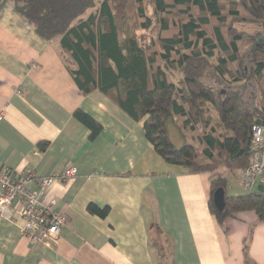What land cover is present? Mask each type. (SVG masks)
I'll list each match as a JSON object with an SVG mask.
<instances>
[{
	"label": "crops",
	"instance_id": "1",
	"mask_svg": "<svg viewBox=\"0 0 264 264\" xmlns=\"http://www.w3.org/2000/svg\"><path fill=\"white\" fill-rule=\"evenodd\" d=\"M0 109V168L39 177L78 168L46 197L67 220L58 241L31 242L20 221L0 215V264H264L258 214L220 221L210 208L217 176L227 177V197L262 193V185L246 190L241 169L190 172L167 162L143 121L98 90L80 91L58 40L42 38L11 0H0ZM78 109L102 125L95 138L75 117ZM90 203L108 214L90 213Z\"/></svg>",
	"mask_w": 264,
	"mask_h": 264
},
{
	"label": "trees",
	"instance_id": "2",
	"mask_svg": "<svg viewBox=\"0 0 264 264\" xmlns=\"http://www.w3.org/2000/svg\"><path fill=\"white\" fill-rule=\"evenodd\" d=\"M11 1L42 38L58 40L80 91L98 90L143 121L146 138L167 162L190 172L248 167L252 126H264V42L256 45L249 26L264 31V0H102L98 6L94 0ZM246 41L251 48L243 47ZM209 69L227 85L253 80L261 87L263 105L241 109L237 94L208 87ZM169 70L181 72L184 84L175 83ZM74 115L90 128L91 138L102 131L82 109ZM169 121L191 133V142L176 147L167 132ZM47 145L40 143L43 149ZM226 184L225 176L212 181L210 208L220 221L245 210L264 221L263 193L226 196L219 211L213 195ZM88 211L104 217L109 207L90 203Z\"/></svg>",
	"mask_w": 264,
	"mask_h": 264
},
{
	"label": "built area",
	"instance_id": "3",
	"mask_svg": "<svg viewBox=\"0 0 264 264\" xmlns=\"http://www.w3.org/2000/svg\"><path fill=\"white\" fill-rule=\"evenodd\" d=\"M4 116V109H0V120ZM252 137L250 164L239 171L238 180L250 192L260 183L264 194V126L254 124ZM77 174L78 168L73 164L40 177L33 170L0 168V215L16 224L20 221L22 234L31 242L51 244L58 241L67 220L55 207L56 201L46 202V197L53 183L67 182ZM34 182L37 186L32 188Z\"/></svg>",
	"mask_w": 264,
	"mask_h": 264
},
{
	"label": "rangeland",
	"instance_id": "4",
	"mask_svg": "<svg viewBox=\"0 0 264 264\" xmlns=\"http://www.w3.org/2000/svg\"><path fill=\"white\" fill-rule=\"evenodd\" d=\"M101 1L102 0H94L95 4L97 6L99 5V3ZM128 11H134V9L131 8ZM133 24H134V17L129 20L128 25L133 27V26H135ZM249 31H251L258 38V40H256V45L264 42V31L263 30L259 29L258 27L254 26V25H250ZM140 35H145L148 38L150 33H144V34H140ZM147 38L143 39V41H145L146 43L149 42V40ZM243 47L244 48L246 47L247 49L251 48L250 44L247 43V41L243 43ZM169 72H170L172 80L175 83H177L179 85L184 84V77H183V74L181 72H174V71H170V70H169ZM207 73L208 74L205 77V82L208 85V87L210 86L211 88L218 90L219 92H226L228 90L232 93L237 94V96L239 97V102H240L239 105H240L241 109L245 108V107H249V106H254V105H258V106L263 105L262 99H261V87L256 86L253 83V80H248L244 84L227 85V84L219 81L217 76H215V74L212 73L211 69H209L207 71ZM210 114L212 115L213 122H215L217 112L212 108V106L210 109ZM167 132H168V135H169L172 143L178 148L183 146L186 143V141L191 142L190 138H189L191 133H187V134L185 132L182 133L178 129V127L174 124L173 121H169L167 123ZM197 135H198V130L195 131V136H197ZM194 144H195L196 148L198 149L199 153H201L202 145L198 142L197 139H196V143L194 140Z\"/></svg>",
	"mask_w": 264,
	"mask_h": 264
},
{
	"label": "water",
	"instance_id": "5",
	"mask_svg": "<svg viewBox=\"0 0 264 264\" xmlns=\"http://www.w3.org/2000/svg\"><path fill=\"white\" fill-rule=\"evenodd\" d=\"M213 200L217 209L223 211L226 206V191L223 187H219L215 190Z\"/></svg>",
	"mask_w": 264,
	"mask_h": 264
}]
</instances>
